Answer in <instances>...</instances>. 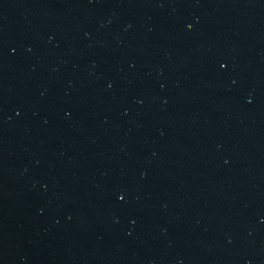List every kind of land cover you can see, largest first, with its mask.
I'll return each mask as SVG.
<instances>
[{"label":"water","instance_id":"1","mask_svg":"<svg viewBox=\"0 0 264 264\" xmlns=\"http://www.w3.org/2000/svg\"><path fill=\"white\" fill-rule=\"evenodd\" d=\"M0 264H264V0H0Z\"/></svg>","mask_w":264,"mask_h":264}]
</instances>
